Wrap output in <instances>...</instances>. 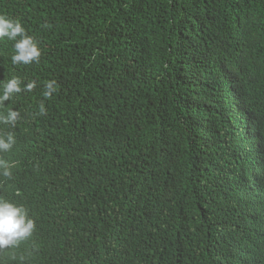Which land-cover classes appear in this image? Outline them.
Returning <instances> with one entry per match:
<instances>
[{"label": "trees", "instance_id": "16d2710c", "mask_svg": "<svg viewBox=\"0 0 264 264\" xmlns=\"http://www.w3.org/2000/svg\"><path fill=\"white\" fill-rule=\"evenodd\" d=\"M0 14L38 41L39 63L13 65L0 39V81H36L10 103L69 129L62 190L106 188L85 264H264V0H0Z\"/></svg>", "mask_w": 264, "mask_h": 264}, {"label": "clouds", "instance_id": "9594fccd", "mask_svg": "<svg viewBox=\"0 0 264 264\" xmlns=\"http://www.w3.org/2000/svg\"><path fill=\"white\" fill-rule=\"evenodd\" d=\"M4 38L14 41L13 65L40 62L38 41L19 20L0 14V39ZM36 86V81L25 84L19 77L0 81V264H85V254L98 238L106 188L76 197L70 189L62 190L71 153L69 129L48 119L25 120L23 107L10 103ZM44 88L42 95L50 100L57 81H47ZM46 113L41 102L37 115ZM217 122L220 132L230 126L222 119ZM251 140L264 154L261 135ZM259 171L256 176L262 181L251 186L253 193H261L252 207L256 225L264 217V162Z\"/></svg>", "mask_w": 264, "mask_h": 264}]
</instances>
